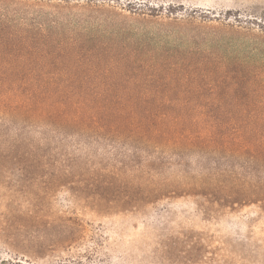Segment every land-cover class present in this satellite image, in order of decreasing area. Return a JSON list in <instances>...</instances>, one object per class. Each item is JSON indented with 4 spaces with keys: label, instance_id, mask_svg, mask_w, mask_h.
<instances>
[{
    "label": "rangeland",
    "instance_id": "rangeland-1",
    "mask_svg": "<svg viewBox=\"0 0 264 264\" xmlns=\"http://www.w3.org/2000/svg\"><path fill=\"white\" fill-rule=\"evenodd\" d=\"M2 72L101 103L262 121L264 0H0ZM10 118L0 264H264L263 180L180 159L130 124Z\"/></svg>",
    "mask_w": 264,
    "mask_h": 264
},
{
    "label": "trees",
    "instance_id": "trees-1",
    "mask_svg": "<svg viewBox=\"0 0 264 264\" xmlns=\"http://www.w3.org/2000/svg\"><path fill=\"white\" fill-rule=\"evenodd\" d=\"M28 80L34 79L14 72L0 73L2 150L13 146L4 131L7 129L6 122H13L10 117L15 115H19L23 122L59 120L83 130L91 129L92 132L102 131L101 128L107 124H130L133 127L129 131L133 134L154 135L165 140L170 144L169 149L178 153L180 159L190 154L198 161L210 159L223 163L222 159L231 166L229 170L223 168L221 173L216 171L217 168L204 170L202 167L200 175L212 173L216 179L215 176L220 173L219 175L226 174L243 180L259 178L264 181V120L218 121L188 118L187 109L182 107L101 103L91 100L98 98V93L94 91L23 87L22 83ZM233 168L244 169L253 173V176L247 174L237 177L233 174ZM184 172L185 181L195 178L189 177L186 169Z\"/></svg>",
    "mask_w": 264,
    "mask_h": 264
}]
</instances>
